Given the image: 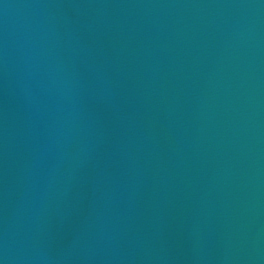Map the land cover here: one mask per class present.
<instances>
[{"label": "water", "instance_id": "water-1", "mask_svg": "<svg viewBox=\"0 0 264 264\" xmlns=\"http://www.w3.org/2000/svg\"><path fill=\"white\" fill-rule=\"evenodd\" d=\"M0 264H264V0H0Z\"/></svg>", "mask_w": 264, "mask_h": 264}]
</instances>
